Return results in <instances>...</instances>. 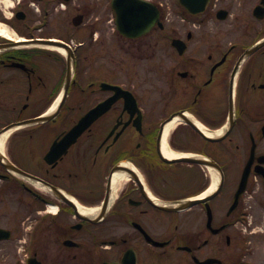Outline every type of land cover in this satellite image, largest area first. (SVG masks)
Returning <instances> with one entry per match:
<instances>
[{"label": "flooded vegetation", "instance_id": "obj_1", "mask_svg": "<svg viewBox=\"0 0 264 264\" xmlns=\"http://www.w3.org/2000/svg\"><path fill=\"white\" fill-rule=\"evenodd\" d=\"M263 248L264 0H0L11 264H254Z\"/></svg>", "mask_w": 264, "mask_h": 264}, {"label": "rangeland", "instance_id": "obj_2", "mask_svg": "<svg viewBox=\"0 0 264 264\" xmlns=\"http://www.w3.org/2000/svg\"><path fill=\"white\" fill-rule=\"evenodd\" d=\"M20 248H22V245L20 244ZM264 250V248H263ZM11 252L9 251L8 253H0V261L4 263H13L14 259L11 256ZM254 264H264V254L258 255L256 258L252 259Z\"/></svg>", "mask_w": 264, "mask_h": 264}, {"label": "bare ground", "instance_id": "obj_3", "mask_svg": "<svg viewBox=\"0 0 264 264\" xmlns=\"http://www.w3.org/2000/svg\"><path fill=\"white\" fill-rule=\"evenodd\" d=\"M200 126L203 128V126L200 124ZM171 128H173V122H172V124H170V125H168V127L166 128V133H168L169 132V130L171 129ZM221 131H218L217 133L219 134ZM205 133L206 134H209L210 132H208L207 130H205ZM169 154H171V153H169ZM172 155V154H171ZM80 210L82 211V212H87V211H90L88 208H86V207H84V206H82V205H80ZM93 209H91V211H92Z\"/></svg>", "mask_w": 264, "mask_h": 264}, {"label": "water", "instance_id": "obj_4", "mask_svg": "<svg viewBox=\"0 0 264 264\" xmlns=\"http://www.w3.org/2000/svg\"><path fill=\"white\" fill-rule=\"evenodd\" d=\"M242 189H244V179H243V182H242V185L239 191H241Z\"/></svg>", "mask_w": 264, "mask_h": 264}, {"label": "clouds", "instance_id": "obj_5", "mask_svg": "<svg viewBox=\"0 0 264 264\" xmlns=\"http://www.w3.org/2000/svg\"><path fill=\"white\" fill-rule=\"evenodd\" d=\"M34 7H36L37 11H39V6L38 5H34Z\"/></svg>", "mask_w": 264, "mask_h": 264}]
</instances>
